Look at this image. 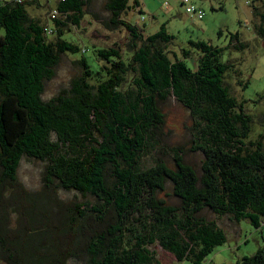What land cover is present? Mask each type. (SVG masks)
<instances>
[{
    "label": "trees",
    "instance_id": "trees-1",
    "mask_svg": "<svg viewBox=\"0 0 264 264\" xmlns=\"http://www.w3.org/2000/svg\"><path fill=\"white\" fill-rule=\"evenodd\" d=\"M241 1L250 8L251 30L264 39V0ZM53 2L45 0L43 16L34 10L43 7L39 0H0V223L8 205L19 218L11 233L0 228V260L151 264L149 246L158 244L176 260L202 264L225 241L205 210L258 228L264 134L249 135L250 116L226 82L234 63L223 59L225 51L248 46L238 32L227 33L225 44L187 39L176 53L168 50L174 36L163 23L145 34L144 24L122 17L131 9L142 21L139 0H105L104 25L123 30L124 41L84 49L71 29L87 0ZM178 4L197 19L204 15L191 0L200 17ZM62 53L77 57L80 74L68 92L43 100L44 80ZM170 96L191 118L192 150L202 155L198 172L181 147L170 164L159 155L144 163L160 145V106ZM22 157L43 162L34 192L17 181ZM60 190L83 199L64 200ZM234 264H264V245Z\"/></svg>",
    "mask_w": 264,
    "mask_h": 264
},
{
    "label": "rangeland",
    "instance_id": "rangeland-1",
    "mask_svg": "<svg viewBox=\"0 0 264 264\" xmlns=\"http://www.w3.org/2000/svg\"><path fill=\"white\" fill-rule=\"evenodd\" d=\"M142 13L138 20V12L128 9L122 17L131 19L139 26H143L145 34L156 31L160 24H164L166 31L174 36V41L168 46L169 51L179 52V47L186 44L187 39L207 40L212 43L225 44L227 33L238 32L241 39L248 46L243 49H229L224 52L223 59L233 62L235 71L226 76V82L243 110L250 116L249 135L264 134V39L254 34L250 28V8L241 0H191L195 7L203 10L201 19L186 14L178 0H139ZM42 8L34 9L46 16L48 6L45 0H39ZM130 3V0H129ZM105 0H87L83 7L84 15L77 28L71 29L73 38L84 45L107 46L113 42L122 44L124 31L109 29L104 24L107 19ZM49 0V6H53ZM221 29V36L217 31ZM83 41V44L81 43ZM81 67L77 57L69 53H62L58 63L53 67V74L44 80L41 98L49 100L58 93H66L72 79L80 74ZM164 115L161 141L155 151H150L144 157V163L149 164L157 155L163 156L170 164L172 150L181 147L183 160L192 165L198 172L202 155L198 150H192L190 134L191 118L187 109L170 96L161 104ZM43 162L32 158L22 157L19 161L16 176L17 181L28 191L34 192L40 187V173ZM166 192H170L167 188ZM59 196L64 200L82 201V197L75 191L60 190ZM8 214L2 218L0 228L11 233L17 226L18 216L12 215L11 206L5 209ZM2 210V211H3ZM206 218L213 220L222 228L225 241L215 246L205 257L202 264H234L244 255L252 254L259 246L264 245V218L258 228L253 227L247 219L234 220L229 214L216 215L208 210L203 212ZM9 217V220H6ZM153 251L151 264H193L191 261L176 260L174 256L152 244ZM70 261L67 262V264ZM0 264H4L0 260Z\"/></svg>",
    "mask_w": 264,
    "mask_h": 264
},
{
    "label": "built area",
    "instance_id": "built-area-1",
    "mask_svg": "<svg viewBox=\"0 0 264 264\" xmlns=\"http://www.w3.org/2000/svg\"><path fill=\"white\" fill-rule=\"evenodd\" d=\"M184 4H186L185 5V11L186 12H194L195 14H196V16L197 17H200L201 16V11H194L193 10V7L191 6V4H188V0H181ZM140 19H142V18H140Z\"/></svg>",
    "mask_w": 264,
    "mask_h": 264
}]
</instances>
